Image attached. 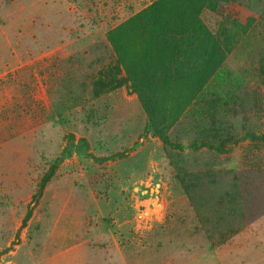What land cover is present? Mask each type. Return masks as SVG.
I'll return each mask as SVG.
<instances>
[{"label": "rangeland", "instance_id": "374dc122", "mask_svg": "<svg viewBox=\"0 0 264 264\" xmlns=\"http://www.w3.org/2000/svg\"><path fill=\"white\" fill-rule=\"evenodd\" d=\"M199 1L0 0V264H264V0Z\"/></svg>", "mask_w": 264, "mask_h": 264}, {"label": "trees", "instance_id": "16d2710c", "mask_svg": "<svg viewBox=\"0 0 264 264\" xmlns=\"http://www.w3.org/2000/svg\"><path fill=\"white\" fill-rule=\"evenodd\" d=\"M199 5H201V8L205 6L206 5L205 0L199 1ZM200 12H196L194 9L192 10V13H189V15L186 18L183 17L182 15L176 17L175 23H172L174 28L170 30L164 29L162 31H155L154 41L156 45H154V47H157L160 49H162V47L163 48L168 47L172 54L174 53V51H176L179 41L186 42L191 38H195L197 42H202L204 45L206 44L209 50L213 52L216 51L220 46V43L217 40V35H215L208 27L204 25V23L202 22L200 18ZM182 18L185 20L181 21L180 19ZM191 40L194 41V39H191ZM186 45H189V42ZM115 48H117L115 49L116 54H117L116 67L122 66L128 73L129 72L131 73V71L128 70L127 65L124 62L123 55L119 51V48L118 47H115ZM171 70L173 72H170L169 74L170 77L171 76L175 77V71L181 72V75L182 74L188 75L191 72V70L189 71L188 67L182 64L173 65V67L170 68V71ZM128 77H129V74H128Z\"/></svg>", "mask_w": 264, "mask_h": 264}, {"label": "crops", "instance_id": "0c3cea01", "mask_svg": "<svg viewBox=\"0 0 264 264\" xmlns=\"http://www.w3.org/2000/svg\"><path fill=\"white\" fill-rule=\"evenodd\" d=\"M168 61H170V59H168ZM169 65H174V63H170ZM173 67V66H172ZM167 69V71H166ZM163 68L162 70H160V73H166V74H170V72H173L172 70L170 71V67L168 66L167 68ZM101 250H103V248H100ZM91 261V260H90Z\"/></svg>", "mask_w": 264, "mask_h": 264}]
</instances>
